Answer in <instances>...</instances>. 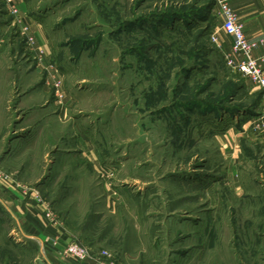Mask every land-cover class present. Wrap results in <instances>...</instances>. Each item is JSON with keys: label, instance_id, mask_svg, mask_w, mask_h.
<instances>
[{"label": "rangeland", "instance_id": "1", "mask_svg": "<svg viewBox=\"0 0 264 264\" xmlns=\"http://www.w3.org/2000/svg\"><path fill=\"white\" fill-rule=\"evenodd\" d=\"M24 1L49 57L0 0V264L41 258L10 185L83 264H264L261 93L212 46L214 6L192 14L210 0Z\"/></svg>", "mask_w": 264, "mask_h": 264}, {"label": "crops", "instance_id": "2", "mask_svg": "<svg viewBox=\"0 0 264 264\" xmlns=\"http://www.w3.org/2000/svg\"><path fill=\"white\" fill-rule=\"evenodd\" d=\"M238 23L242 27V32L249 40H263V43L258 45L253 55L256 58H264V0H228ZM24 0H16V6L21 15H23L26 24H28L30 32L36 40V53L33 55L40 60H45L49 57L46 41L41 33V30L31 18L27 15V7ZM216 9V8H215ZM217 11V9L215 10ZM216 23L211 33L223 41L225 49L228 50L231 38L224 34L220 29L221 18L218 12L216 13ZM264 69V61L261 62ZM46 87V83L44 84ZM248 123V122H247ZM6 198L9 203L7 211L9 218L14 224L11 229L16 232L23 240L34 242L37 247V252L40 255V260L44 264H53V261H61L59 254L61 249L66 244L67 239H64L63 232L60 234V229L50 224L44 219L45 206L33 199L32 190L18 186H2ZM5 201V200H2ZM6 206V205H5ZM10 220V221H11ZM18 220V221H17ZM49 257V259H48ZM38 263V260H36ZM71 262V261H70ZM87 262V261H86ZM84 263V262H83ZM82 263V264H83ZM71 264H76L71 262ZM88 264V263H87Z\"/></svg>", "mask_w": 264, "mask_h": 264}, {"label": "built area", "instance_id": "3", "mask_svg": "<svg viewBox=\"0 0 264 264\" xmlns=\"http://www.w3.org/2000/svg\"><path fill=\"white\" fill-rule=\"evenodd\" d=\"M8 13L12 16L13 23L21 28L22 33H25V40L29 46H35V40L30 32L28 24H26L23 15L19 12L16 6V0H2ZM214 8L217 9L221 23L219 29L229 36L232 40L229 49H225L223 41L215 33H211L210 42L212 46L222 51L225 65L230 69L237 71L243 78L254 84L261 93L262 103L259 111L249 122V127L252 132L264 138V69L261 62L264 58H256L253 53L258 45L263 43V40H249L242 32V27L229 5L228 0H213ZM8 182L7 177L0 173V182ZM33 199L40 202L38 192L32 190ZM44 219L51 221L48 207L45 203ZM106 256V253H104ZM59 256L69 258L76 264L86 262L90 258V253L80 243L67 241L61 249ZM95 264H104L96 259Z\"/></svg>", "mask_w": 264, "mask_h": 264}, {"label": "trees", "instance_id": "4", "mask_svg": "<svg viewBox=\"0 0 264 264\" xmlns=\"http://www.w3.org/2000/svg\"><path fill=\"white\" fill-rule=\"evenodd\" d=\"M214 1L213 0H210V1H208V3H206V5H204L203 7H202V9H200V11H194V12H192V14L197 18V19H199V20H203V19H206L205 17H206V15H209V12H210V10L212 9V7L214 6ZM208 13V14H207ZM207 20V19H206ZM249 112V111H248ZM247 112V113H248ZM251 112V111H250ZM250 112H249V114H250Z\"/></svg>", "mask_w": 264, "mask_h": 264}, {"label": "water", "instance_id": "5", "mask_svg": "<svg viewBox=\"0 0 264 264\" xmlns=\"http://www.w3.org/2000/svg\"><path fill=\"white\" fill-rule=\"evenodd\" d=\"M38 264H44L41 260H38Z\"/></svg>", "mask_w": 264, "mask_h": 264}]
</instances>
